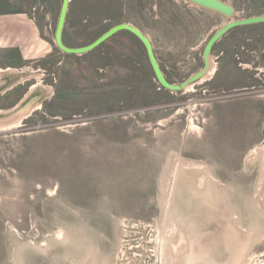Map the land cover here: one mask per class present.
<instances>
[{"label": "rangeland", "instance_id": "obj_1", "mask_svg": "<svg viewBox=\"0 0 264 264\" xmlns=\"http://www.w3.org/2000/svg\"><path fill=\"white\" fill-rule=\"evenodd\" d=\"M220 1L234 8L232 18L182 0H152L147 14L136 0H103L101 31L122 21L138 27L166 79L181 84L205 69L203 48L221 26L264 15V0ZM17 5L0 0V12ZM20 21L3 16L0 29ZM33 38L19 49L30 64L9 77L40 85L0 95V264H162L165 210L172 203L176 213L181 202L180 162L207 169L221 185L214 201L198 205L210 219L199 221L206 233L185 264L213 242L215 262L226 264L228 247L230 264H264V24L224 35L209 57L212 78L182 92L156 83L142 45L126 33L102 43L107 58L97 75L94 53L71 56L63 72L57 62L65 55L53 69L50 45ZM81 39L73 32L72 43ZM1 44L2 70L10 48ZM130 47L133 72L122 62ZM34 94L41 98L30 113L9 115Z\"/></svg>", "mask_w": 264, "mask_h": 264}, {"label": "flooded vegetation", "instance_id": "obj_2", "mask_svg": "<svg viewBox=\"0 0 264 264\" xmlns=\"http://www.w3.org/2000/svg\"><path fill=\"white\" fill-rule=\"evenodd\" d=\"M120 1V0H118ZM139 10L145 14H147V12L151 13V1L152 0H136ZM183 1V0H182ZM79 3L78 6L76 5V3ZM185 2V1H184ZM17 3L19 5H17V7H13V8H9V12H14L12 13V15H17V16H21L24 25L26 24L27 26L30 27V29L33 32H36L38 34V37L42 38V40L44 42L47 43V45L51 47V52L50 54H48L47 59H49V61L51 62V67L54 69L53 65H56L58 63L59 66V70L61 71H65L68 70L69 65L71 63L70 57L74 56V57H80V56H86L91 55V54H95L94 57H89L88 61L90 60V65L89 66H93V69L91 70V74L93 75H97L96 71L98 72L100 70V72H98L99 74L103 71L101 70V68H99L96 64L98 62H100L101 60H103V58H107L103 55V53L101 52L100 47L102 46L99 45L97 47H95L94 49H92L91 51H88L86 53H82V54H67L65 52H63L56 44V39H55V33H56V28H57V24H58V20H59V15H60V10L63 4V0H17ZM76 5V6H75ZM104 6L103 5V0H68V5H67V11H66V15H65V20L63 23V27H62V33H61V42L62 44L67 47V48H82V47H86L88 45H90L91 43H93L96 39H98L101 35H103L106 31L109 30V28L105 31L102 32V26H103V16L102 14H104ZM153 11H155V9H153ZM9 15V14H8ZM11 15V14H10ZM176 21H177V17H176ZM126 23V22H124ZM121 24V23H119ZM128 24V23H126ZM118 25V24H117ZM131 25V24H129ZM115 26V25H114ZM133 26V25H131ZM182 26V25H181ZM113 27V26H112ZM110 27V28H112ZM135 28H137L146 38V34L139 29L138 27L134 26ZM73 32H77L80 36L81 42L80 44H76V43H72L71 40L73 39ZM97 32H100L99 35H97ZM123 33H126L127 35H129L130 37L135 38L143 47L144 51L145 48L143 46V44L131 33L127 32V31H121ZM120 33V32H118ZM93 36H95L93 38ZM88 38V39H86ZM93 38V39H92ZM9 49V48H7ZM13 48H10V57H13V59H15L16 61H14V63H16V66L13 68H8V69H2V72L6 73V74H13L11 71H22L23 70V65L24 64H30L29 61L32 60V58H26L25 56H23V53L21 52L20 47H15L14 49H17V52L20 55V58L17 60L16 58H14V55L17 53L16 50H11ZM130 48H128L129 55H128V59L127 60H123V69H126V71L131 70L133 72V64L134 62V50L130 52ZM204 49V48H203ZM65 55V57L62 58L61 62H55L57 57H60V55ZM111 58H113V54H108ZM145 55H146V51H145ZM202 55H203V51H202ZM118 58V55H117ZM147 58V55H146ZM126 59V58H125ZM258 61L259 63L264 65V51H262L261 53H259L258 55ZM147 62L149 65V68L152 71V68L149 64L148 58H147ZM100 64H103L102 62H100ZM131 64V66H130ZM5 65H2L1 67H4ZM27 69V68H26ZM29 70V69H27ZM51 71V70H50ZM106 71V69H105ZM104 71V72H105ZM48 72V71H47ZM153 73V71H152ZM6 74L1 75V78H4L6 76ZM48 75H46V77H53V73H47ZM154 76V74H153ZM32 77V76H31ZM32 80V78H26L25 80H23V82L21 81H15L13 82V84L11 85V88L6 89V90H0V95L4 94L7 90H12L16 87H25L27 88L29 91L31 89H33L34 87H36L37 85L40 84H36L34 86H31L29 83ZM42 82H45L44 80ZM27 83V84H25ZM51 83L55 84L57 83L56 80H51ZM62 83V80H61ZM31 86V87H30ZM21 87V88H22ZM52 87V85L50 86ZM60 92V91H58ZM57 92V93H58ZM102 94V93H101ZM36 94L32 95L35 96Z\"/></svg>", "mask_w": 264, "mask_h": 264}, {"label": "water", "instance_id": "obj_3", "mask_svg": "<svg viewBox=\"0 0 264 264\" xmlns=\"http://www.w3.org/2000/svg\"><path fill=\"white\" fill-rule=\"evenodd\" d=\"M185 2L190 3L191 5L197 6L199 8L212 11L218 14H221L227 18H232L235 14L234 8L229 5L221 2L220 0H183ZM67 5L68 0H63V4L60 10L59 20L56 28L55 33V39L57 46L65 53L67 54H82L86 53L88 51H91L95 47L101 45L103 42L108 40L110 37H112L114 34L121 32V31H127L134 35L144 46L146 55L149 61V64L152 68L154 79L156 83L163 89L171 91V92H182L184 91L185 87L189 83H197L198 79L202 76V72L204 69H202L200 72L196 73L194 76H191L187 81L182 82L181 84H172L170 83L164 74L162 73L158 62L155 58L154 51L152 48L151 42L146 38L137 28L134 26H131L126 23H121L118 25L113 26L108 31H106L103 35H101L98 39H96L93 43L86 47L82 48H67L65 47L61 42V33H62V27L65 20V15L67 11ZM264 24V15L259 16H252L244 19L239 20H231L228 21L226 24L221 26L206 42L204 49H203V61H204V68L208 66V59L211 55V51L214 47V45L228 32L235 28L240 27H247V26H253V25H260ZM7 78H1L0 76V90H6L11 87L13 84V79L15 77H9L14 74H6ZM16 80V79H15ZM40 95H35L33 97H30L26 102H24L19 107L12 110L10 116H13L15 118L20 117L22 115L28 114L32 111L34 105L39 104L40 102ZM41 105V104H40ZM1 117V116H0ZM264 197V194H263ZM214 244H217L216 242H213L210 246L206 247L205 250L200 251L199 254H195L192 260V264H220L218 262H215L213 258L218 257L220 254L219 246L216 248ZM218 245V244H217ZM230 254V249L227 247V251H225V257L226 264H230L232 262V259L230 261V257L227 258V256ZM223 259V261H225ZM222 261V263H223Z\"/></svg>", "mask_w": 264, "mask_h": 264}, {"label": "bare ground", "instance_id": "obj_4", "mask_svg": "<svg viewBox=\"0 0 264 264\" xmlns=\"http://www.w3.org/2000/svg\"><path fill=\"white\" fill-rule=\"evenodd\" d=\"M1 71L2 70L0 69V72ZM215 71L216 65L209 58L208 66L202 72L203 77L201 76L198 81L201 78V82L210 80ZM189 84H187V86ZM5 125L6 124H0L1 127H5ZM180 164L181 166L179 167ZM175 169V178H177L176 187L177 191L181 195V202L178 204L179 208L176 213L171 210L173 208L171 205L172 203H167L170 205H167V209L165 210V222L167 223L166 225L170 227L168 231L163 233V237L159 239L162 247V264H185V262L190 258L193 250L192 248L197 243V239L200 240V237L206 233V231H202V224L199 221L202 219L206 221L210 219L205 216V213L203 210H200L198 205L202 206L203 200L208 201L210 199L214 201L213 195L221 186L220 182L214 179V177L209 174L208 170L205 168L198 169L196 167H187L180 162L177 163V167ZM183 170H189V172ZM215 203L216 202H214V204ZM206 210L208 211L207 208ZM163 227H165V225ZM59 233L61 234L62 232L60 231L58 234ZM63 235L62 238H64ZM206 236L208 238L210 235Z\"/></svg>", "mask_w": 264, "mask_h": 264}, {"label": "crops", "instance_id": "obj_5", "mask_svg": "<svg viewBox=\"0 0 264 264\" xmlns=\"http://www.w3.org/2000/svg\"><path fill=\"white\" fill-rule=\"evenodd\" d=\"M12 13H14V12H6V11L0 12V18L3 17V16H13ZM146 16H149V14L146 15ZM21 22L22 21L19 22L21 25L19 24V25L15 26V27L0 29V41L3 43L1 45L6 47V49H7V47L8 48H14V47H22V46H25V45L32 44V42H33L32 38H33L34 32L31 30L32 31L31 35L28 32H25L23 30L24 29V24L21 23ZM122 22H126V23L130 24L128 21H122ZM16 27L22 28V31H19ZM176 31H178V30H175V32ZM146 36H147L148 40L151 42V44H152V41H151L150 37L148 35H146ZM14 42H17L18 44L14 45L13 44ZM15 50L17 52V49H15ZM4 57L8 58V60L10 62L8 67L13 68V67L16 66V63H14L15 60L13 59V57H10V55L6 56V54H5Z\"/></svg>", "mask_w": 264, "mask_h": 264}, {"label": "trees", "instance_id": "obj_6", "mask_svg": "<svg viewBox=\"0 0 264 264\" xmlns=\"http://www.w3.org/2000/svg\"><path fill=\"white\" fill-rule=\"evenodd\" d=\"M14 58H16L17 60L20 58V55H19L18 52L14 55ZM14 60H15V59H14ZM15 61H16V60H15Z\"/></svg>", "mask_w": 264, "mask_h": 264}]
</instances>
